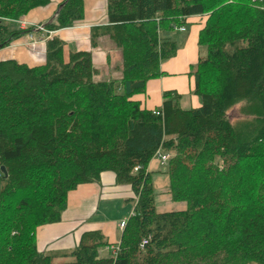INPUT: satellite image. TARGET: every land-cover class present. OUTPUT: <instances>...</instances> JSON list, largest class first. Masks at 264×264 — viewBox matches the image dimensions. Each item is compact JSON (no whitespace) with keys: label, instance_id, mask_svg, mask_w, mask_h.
Wrapping results in <instances>:
<instances>
[{"label":"trees","instance_id":"1","mask_svg":"<svg viewBox=\"0 0 264 264\" xmlns=\"http://www.w3.org/2000/svg\"><path fill=\"white\" fill-rule=\"evenodd\" d=\"M254 1L108 0L122 86L94 79L90 51L65 62L57 37L43 64L0 60V264H264V0ZM49 2L0 0V49L25 31L6 18ZM62 3L45 26L83 18L84 0ZM192 16L203 21L200 106L183 108L168 91L159 109H142L132 97L161 74L178 48L168 33ZM241 102L245 117L233 123L228 111ZM159 148L184 210L156 208L148 165ZM104 171L139 197L117 253L101 255L111 245L100 230L83 232L71 251L41 252L37 228L59 222L69 193Z\"/></svg>","mask_w":264,"mask_h":264},{"label":"crops","instance_id":"2","mask_svg":"<svg viewBox=\"0 0 264 264\" xmlns=\"http://www.w3.org/2000/svg\"><path fill=\"white\" fill-rule=\"evenodd\" d=\"M101 1L104 2V6L108 2V0ZM88 3L93 7L96 5L95 0H84L85 18L80 23L58 32V36L68 44L69 49L71 47L72 49L90 51L91 27L109 23V19H106V17L104 21L98 20L96 16L97 10L92 11L93 8L90 9ZM99 5L100 7H104L102 3ZM106 10L108 12V3L106 4ZM55 12L53 13L52 6L50 8H42V10L34 12L35 14H29L28 19L31 21L32 19L41 20L43 23H46L47 20H50L54 16ZM184 26H186V31L183 32L176 29L173 32L176 35L175 40L178 43L175 55L163 60L160 66L161 74L149 79L146 83L145 91L136 93L132 97L133 100H136L140 104L142 109H159L163 103L164 93L168 91L177 92L181 95L183 101L186 100L185 104L188 105H180L183 108L200 106V99L194 94L195 75L193 72L200 56L203 54L198 41L203 21L198 16L188 17ZM19 53L20 57L18 56V58H20L21 62L31 65L37 64L30 63V61L34 60L30 52L29 54L22 51ZM27 55L30 56L27 57ZM5 58H17V56L0 55V60ZM92 58L93 64L98 65L101 69V79L106 76L119 78L120 71L116 68L111 69L106 64L107 56L104 51L97 52L93 50ZM118 59H115V56H113L114 61ZM148 170L152 172L156 192H166L168 186V182L166 181L168 175L165 173L166 166L161 165L159 159L154 157L148 165ZM131 193H133L132 187L129 184L118 183L115 173L112 171H104L99 182L79 185L77 189L71 191L68 195V205L62 215V220L38 228V249L44 253L64 250L71 251L78 246L83 232L90 230H100L105 235L111 245L106 248L107 251L114 248L121 236L119 224L127 218L109 219L106 217L105 219H101V215L97 216L100 212L101 201L105 200V202L109 201L113 203L116 200L115 202L121 205L123 200L126 201L131 197ZM159 200H156L157 210H169L171 203H162Z\"/></svg>","mask_w":264,"mask_h":264},{"label":"rangeland","instance_id":"3","mask_svg":"<svg viewBox=\"0 0 264 264\" xmlns=\"http://www.w3.org/2000/svg\"><path fill=\"white\" fill-rule=\"evenodd\" d=\"M63 1L64 0H50V2L48 4H46L44 6H38V7L32 8L26 14H23L18 18H6V21L10 24L11 28L21 29V30H25V31L19 38L12 40L8 45L1 48L0 49V55L1 56L16 55L18 58V56L20 55L19 52H21V51L26 52V53L28 52V54L30 52V54H32V56L34 57V60L32 62L30 60H28V61H30V63L43 64L46 61L47 43L56 37L61 39L58 36V32L60 30L69 29L70 27L80 23V21H82L85 18V4H84L83 18L76 20L71 26H67V27L54 29V28H49V27L45 26L44 29L38 30L37 28L40 25H43V21H41V20L37 21L34 19H32V21H31L28 19V16L31 13L37 12V10L38 11L42 10V8L43 9L44 8H50V6L53 7V13H54L55 11H57L59 4L62 3ZM95 1H96L95 7L91 6L89 3H88V6L90 7V9L93 8L92 11L97 10L96 16L98 17V20L104 21L105 17H106V19L108 18V12L106 10L107 2L104 6L103 1H101V0H95ZM100 3H102L104 7H100V5H99ZM252 3L254 4L256 2L254 0H252ZM108 24L109 23L101 24V25H94L91 27L90 52L92 53L93 50H95L97 52L104 51L105 55L107 56L106 64L108 66H110L111 69L116 68L118 71H120V76H119V78H114L113 76H108V77L106 76L105 78L101 79L100 78L101 69L98 65L96 66V64H94V67H95L94 79L96 81H108V82L115 81L117 85L122 86V82L126 79V76H127L126 75L127 73H126V70L124 67V62H123V54H122L121 47L118 44H116L111 39L109 33H107L105 31V27H107ZM167 36L171 37V39H175L176 35H174L173 33H170V34L168 33ZM61 41L63 42L64 61L67 62L69 57H70V54L77 51V49H72L71 47L69 49L68 44L66 42H64L63 39H61ZM28 56H30V55H27V57ZM113 56H115V59H118V58L119 59L114 61ZM17 58H15V59L17 61L21 62L19 60L20 58H18V59ZM22 63H24V62H22ZM28 65H31V64H28ZM193 69H194V67H193ZM195 69H196V66H195ZM132 77L138 78L139 76L137 73H134ZM179 101H180V105H182V106L188 105V104H185L186 100L183 101L182 98H180ZM243 107H244V103L241 102L228 111V116H229L231 122L235 123L241 119H244L245 114L242 113ZM254 166L256 167V169L258 168V166L255 163H254ZM221 167H222V165H221ZM149 172H150L152 180H153L152 172L151 171H149ZM165 173H167V175H168V179H166V181L168 182L167 191L166 192H156V190H155L154 195H155V200L160 199L159 201L162 203H164V202L171 203V206L169 207V210L167 209L165 211H159V212H166V211H173V210H184L187 206L186 202L185 201H176L173 197V192L171 191V187H170V178H169L167 165H166ZM250 180H252V177ZM153 183H154V189H155L154 180H153ZM0 196H1V179H0ZM130 196L131 197L129 199H127L126 201L123 200L121 205H118V203L115 202L116 200H114L113 203H111L109 201L105 202V200L101 201L100 212H99V214H97V216L101 215L100 216L101 219H105L106 217H108L109 219L110 218L120 219V217H121V219H122V217L123 218L125 217V218H127L125 220H127V222H128V219L132 216V213L134 211V206H135V204L138 203V199H139L138 195H134V193H131ZM108 203H111V204H108ZM106 204H108V206H106ZM64 211L62 212V215H63ZM61 220H62V216H61ZM122 222H120V224H119L120 233H121L120 239L117 243L119 245H120V242L122 240V235H123L124 229L127 225V223H126L125 227H122L121 226ZM40 227L41 226H39L38 228H40ZM38 228H37V231H38ZM37 231H36V240H37ZM117 244L114 246V248L117 246ZM101 255H103V256L109 255L106 247L103 250H101ZM68 259L69 258H67V259L62 258V259H57L56 261L63 262V261H66Z\"/></svg>","mask_w":264,"mask_h":264},{"label":"built area","instance_id":"4","mask_svg":"<svg viewBox=\"0 0 264 264\" xmlns=\"http://www.w3.org/2000/svg\"><path fill=\"white\" fill-rule=\"evenodd\" d=\"M45 28V26L44 25H40L37 29L38 30H42V29H44ZM177 29H179V30H181V31H185L186 30V28L184 27V26H180V28H177ZM158 113V112H157ZM155 157H157L158 159H159V161H160V163H161V165H163V166H166L167 165V162H168V160H169V158H170V154L168 153V152H163L162 151V149L161 148H159L158 150H157V152L155 153ZM138 170V167H136L135 168V171H137ZM132 215H133V213H132ZM126 223H127V220H124L122 223H121V226L122 227H125V225H126ZM147 242V240H143V244H145ZM119 244L116 246V250L117 249H119Z\"/></svg>","mask_w":264,"mask_h":264},{"label":"water","instance_id":"5","mask_svg":"<svg viewBox=\"0 0 264 264\" xmlns=\"http://www.w3.org/2000/svg\"><path fill=\"white\" fill-rule=\"evenodd\" d=\"M64 3H62V4L59 5L57 11L55 12L54 16L49 20V22H51L55 18V16L58 14V12L60 11V9L63 7ZM43 25L45 26V24H43ZM0 169H1V172L3 173L4 177H6L8 175V172H7L6 167L2 165Z\"/></svg>","mask_w":264,"mask_h":264},{"label":"bare ground","instance_id":"6","mask_svg":"<svg viewBox=\"0 0 264 264\" xmlns=\"http://www.w3.org/2000/svg\"><path fill=\"white\" fill-rule=\"evenodd\" d=\"M117 245H118V244H117ZM115 248H116V247H115ZM115 248H113L112 251H113L114 253H117V251H118L119 249L116 250Z\"/></svg>","mask_w":264,"mask_h":264}]
</instances>
